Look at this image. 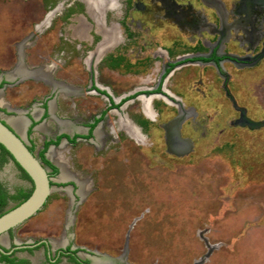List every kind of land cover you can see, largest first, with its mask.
<instances>
[{
    "label": "rangeland",
    "instance_id": "374dc122",
    "mask_svg": "<svg viewBox=\"0 0 264 264\" xmlns=\"http://www.w3.org/2000/svg\"><path fill=\"white\" fill-rule=\"evenodd\" d=\"M210 55L228 59L222 71L194 62ZM18 64L46 76L11 75ZM0 92V118L27 121L36 158L44 141L86 135L48 146L66 178L50 177L6 249L49 240L91 264H264V0H0ZM0 184L31 189L8 158ZM41 250L12 259L45 264Z\"/></svg>",
    "mask_w": 264,
    "mask_h": 264
},
{
    "label": "water",
    "instance_id": "95a60500",
    "mask_svg": "<svg viewBox=\"0 0 264 264\" xmlns=\"http://www.w3.org/2000/svg\"><path fill=\"white\" fill-rule=\"evenodd\" d=\"M0 146L8 153L11 158L10 161L24 172L31 183L29 196L18 205L5 210L0 215V236H3L7 231L20 225L41 209L50 193L51 185L49 184L50 177L48 176L46 167L28 150V146L22 137L1 118ZM45 158L52 163L47 156ZM52 165L57 168L55 164L52 163ZM57 170L59 172L58 168ZM58 176L59 173L56 177ZM39 243L44 244L45 241H39L34 245L26 246V248L34 247ZM0 254L8 253H5L0 248Z\"/></svg>",
    "mask_w": 264,
    "mask_h": 264
},
{
    "label": "flooded vegetation",
    "instance_id": "af4514ba",
    "mask_svg": "<svg viewBox=\"0 0 264 264\" xmlns=\"http://www.w3.org/2000/svg\"><path fill=\"white\" fill-rule=\"evenodd\" d=\"M87 4V3H86ZM86 9H87V11H88V8H87V6H86ZM51 16H52V14H51ZM51 16L49 17V19L51 18ZM48 22H46V24H47ZM109 40V34H107V33H104V38H103V40L101 41V46L102 45H105V43L107 42ZM18 55H19V51H18ZM19 57V56H18ZM18 62H20L21 60L18 58ZM201 61H205V62H207V63H210V64H213V65H216L218 68H219V70L220 71H222V63L223 62H226V61H228V59L227 58H221V59H219V58H217L216 56H214V55H210L208 58H195V60H194V62H201ZM175 67V64H169L168 65V68H167V70H165V76L168 74V73H170V71L173 69ZM15 70V69H14ZM13 70V71H14ZM38 70H41V69H38ZM33 71H35V70H33ZM7 77V76H6ZM1 93V92H0ZM100 94H103L104 96H106V92L104 93V92H99ZM107 97V96H106ZM119 103H124V100H120L119 101ZM118 103V104H119ZM43 106L45 107V108H43ZM43 106H42V110H43V113H42V116H41V118H40V120H42V119H44L45 117H46V115H47V108H46V104L45 103H43ZM51 106H52V104H51ZM110 106H112V108H117V106L115 105V104H110ZM0 107H4V106H1L0 105ZM20 112V111H19ZM19 112H17L16 111V114L18 115V113ZM19 115H21V112H20V114ZM18 115V116H19ZM105 115V111H102L101 113H100V115L98 116V117H95L94 119H93V121L91 122V123H89L87 126H85V128H87V134H88V130H89V126L90 125H92L93 124V122L95 121V120H98L96 123H95V125L93 126V128H92V130H91V132H90V135H91V133H92V131H93V129H94V127L96 126V124L103 118V116ZM29 118V120H30V122H29V124H28V126L26 127V130H25V132H26V134L28 133V130H32L35 126H36V123L34 122V120H32L30 117H28ZM2 119V118H1ZM7 119L8 118H6L5 119V121L8 123V121H7ZM2 120H4V119H2ZM26 121V120H25ZM27 122V121H26ZM9 124V123H8ZM33 124V125H32ZM10 125V124H9ZM11 126V125H10ZM12 127V126H11ZM13 128V127H12ZM14 129V128H13ZM15 130V129H14ZM16 131V130H15ZM17 132V131H16ZM18 133V132H17ZM19 134V133H18ZM20 135V134H19ZM23 135V134H22ZM22 135H20L21 137H22ZM61 135V134H60ZM62 135H65L68 139H72V138H74V136H77L76 138H74V140L75 139H77V138H85V136H82V135H76V134H74L72 137H69V136H67L66 134H62ZM59 136V135H58ZM57 137V136H56ZM55 137V138H56ZM61 139H65V138H61ZM60 139V140H61ZM55 140V139H54ZM54 140H47V141H54ZM59 140V141H60ZM66 141H67V139H65ZM58 141V142H59ZM45 142V141H44ZM68 142V141H67ZM69 143V142H68ZM58 144V143H57ZM50 146V145H49ZM48 148V147H47ZM33 154V153H32ZM45 156V155H44ZM47 158L49 159V160H51V162L53 163V164H55V162H54V159L52 158V156L51 155H47ZM39 159V158H38ZM41 162V161H40ZM56 166H57V164H55ZM57 168L59 169V176H61V174H62V171H61V169L57 166ZM58 171V170H57ZM50 172L48 173V176L49 177H51L50 175ZM59 176L57 177V180H58V178H59ZM2 185V184H1ZM4 188V187H3ZM79 188H80V185H79ZM5 189V188H4ZM5 191H6V189H5ZM7 192V191H6ZM7 194H8V192H7ZM8 195H10V194H8ZM8 204V203H7ZM69 218V220H70V216L68 217ZM12 230V229H11ZM11 230H9V231H7V233H5V234H9L10 232H11ZM5 241V237L4 236H0V248L5 252V253H8V254H0V255H3V256H7V258L8 259H12V257H13V254L15 253V252H17V251H19V250H24V251H33V248H35V249H39V248H41L42 250H41V255H42V258H43V260H44V262H45V264H60V263H62V261L64 260V264H91V261H90V259H88V258H86V259H82V258H80V256L78 255V251H74V250H72L71 249V247L69 246V245H66V246H64V247H60V248H57V249H55V250H52L51 248H52V246H54L55 245V243H53V242H50L49 240H39V241H45V243L43 244V243H39L38 245H36V246H34V247H31V248H26V246H31V245H34V244H36V243H38L39 241H36V242H34V243H27V244H22V245H16V244H12V246L11 247H9L8 249H6L3 245H2V243ZM16 260V259H15ZM28 260L29 261H27V260H24V261H26V264H37V257L35 256V257H33V258H28ZM86 262V263H85ZM0 263L1 264H6L4 261H0ZM96 263V261L94 262V260H92V264H95Z\"/></svg>",
    "mask_w": 264,
    "mask_h": 264
},
{
    "label": "trees",
    "instance_id": "16d2710c",
    "mask_svg": "<svg viewBox=\"0 0 264 264\" xmlns=\"http://www.w3.org/2000/svg\"><path fill=\"white\" fill-rule=\"evenodd\" d=\"M43 108H45V107L43 106ZM97 121L98 120H95L93 122V124L89 126V130H88L87 136H90V132H91L93 126L95 125V123ZM29 132H30V130H28V133ZM76 137L77 136H74V138H76ZM61 138L67 139V141L69 143H73V141H74V138L68 139L65 135H59V136H57L55 138L54 141H45V142H43L42 149L38 152V158L41 161V163L50 170V174H49L50 176H55L57 174V168L54 167L45 158L44 152L46 151V149H47V147L49 145H57L58 141ZM28 150L32 153V149L30 147H28ZM5 158H8L9 160H11L10 156L8 155V153L0 146V163H2L5 160ZM14 165L23 174L24 178H26L27 180H29L28 177L24 174V172L16 164H14ZM30 192H31V189L29 191H27V192H24V191H21V190H17L15 192V194L8 195L7 192L5 191V189L3 188V186L0 184V215L4 213L5 207H6V205H7V203L9 201H13V202L16 201V204L14 205V206H16L19 203H21L22 201H24L29 196ZM0 261H4L6 264H26V261H24V260L8 259L7 256H3V255H0Z\"/></svg>",
    "mask_w": 264,
    "mask_h": 264
},
{
    "label": "bare ground",
    "instance_id": "6f19581e",
    "mask_svg": "<svg viewBox=\"0 0 264 264\" xmlns=\"http://www.w3.org/2000/svg\"><path fill=\"white\" fill-rule=\"evenodd\" d=\"M20 51V60L22 58V54H21V50L19 49ZM11 75H15V74H18V75H21V77L23 76H30V77H36V78H42V77H45L46 76V73H44L42 70H35V71H30V72H27L25 71L21 64H18L16 69L10 73ZM8 74L7 77H10L11 75ZM0 98H1V93H0ZM0 105L1 106H4V104L1 102V99H0ZM8 123L20 134L22 135V128L23 126L26 124V121H24L23 119H20V118H8L7 119ZM57 163V162H56ZM60 168L63 169V165L61 163H57ZM64 178H66V175H65V172L62 171V174L61 176H59L58 178V181H64ZM95 262V261H94ZM95 264H98L97 262Z\"/></svg>",
    "mask_w": 264,
    "mask_h": 264
}]
</instances>
